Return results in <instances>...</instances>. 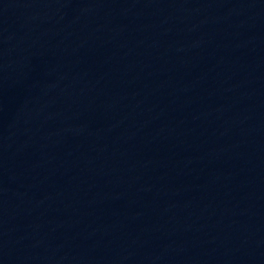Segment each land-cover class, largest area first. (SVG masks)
Instances as JSON below:
<instances>
[{
	"label": "water",
	"instance_id": "water-1",
	"mask_svg": "<svg viewBox=\"0 0 264 264\" xmlns=\"http://www.w3.org/2000/svg\"><path fill=\"white\" fill-rule=\"evenodd\" d=\"M86 0H0V46L65 14Z\"/></svg>",
	"mask_w": 264,
	"mask_h": 264
}]
</instances>
